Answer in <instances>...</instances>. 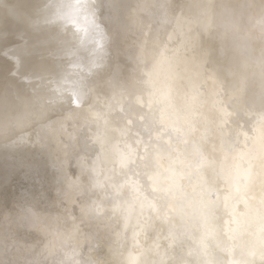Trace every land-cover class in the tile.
Masks as SVG:
<instances>
[{
    "label": "bare ground",
    "instance_id": "6f19581e",
    "mask_svg": "<svg viewBox=\"0 0 264 264\" xmlns=\"http://www.w3.org/2000/svg\"><path fill=\"white\" fill-rule=\"evenodd\" d=\"M74 1L54 0L53 18L59 20ZM194 1L183 0L191 14L201 12L193 5ZM23 3L31 4L39 13V26L49 30L47 3L40 0ZM184 22L170 24L176 28ZM22 31L23 25L17 33ZM208 34L206 30L202 32L204 36ZM165 39L164 46L156 45L152 54H148V62L159 60L152 68L151 81L132 84L138 91L139 106L132 105L135 109L129 115L131 119L119 123L108 145L115 159L111 177L114 184L117 179L113 190L119 200L115 199L116 204L109 208L103 206L104 214L99 220L74 224L27 205L3 207L0 262L262 264L264 64L256 60L242 65L231 62L212 43L187 44L177 35ZM18 41L22 42L19 35ZM79 99L80 96H75L77 110ZM45 120L56 126L52 117ZM53 133L50 130L49 138H44L47 148L55 140Z\"/></svg>",
    "mask_w": 264,
    "mask_h": 264
},
{
    "label": "rangeland",
    "instance_id": "374dc122",
    "mask_svg": "<svg viewBox=\"0 0 264 264\" xmlns=\"http://www.w3.org/2000/svg\"><path fill=\"white\" fill-rule=\"evenodd\" d=\"M23 1L0 0V97L9 100L7 106H0V202L4 203L0 204V211L27 205L74 224L97 221L104 214V207L116 204L115 199H119L113 185L117 179L114 184L111 177L115 159L108 145L119 123L131 119L130 113L139 106L135 86L151 79L152 68L159 60L150 63L147 57L156 45L164 46L168 35L180 36L187 44L212 43L231 62L240 65L253 60L264 64V0H195L193 5L201 12L192 14L183 0H117L122 7V19L130 26L126 31L118 29L110 19L113 13L99 0H75L59 20L51 12L54 0H40L47 3L48 24H53L44 30V35L57 53L55 71L13 81L9 78L15 61L12 53L22 44L38 43L41 35L33 33L21 38V43L18 41L17 29L21 24L9 10L25 14L34 10L31 4L24 6ZM180 20L185 22L179 27L170 24ZM204 30L209 32L207 36L202 35ZM26 32L23 26L21 34ZM109 63L111 67L115 64L113 68ZM75 96L81 97L79 110ZM48 117L56 126L45 120ZM50 130L55 140L47 148Z\"/></svg>",
    "mask_w": 264,
    "mask_h": 264
},
{
    "label": "snow or ice",
    "instance_id": "6c2138e0",
    "mask_svg": "<svg viewBox=\"0 0 264 264\" xmlns=\"http://www.w3.org/2000/svg\"><path fill=\"white\" fill-rule=\"evenodd\" d=\"M99 3L100 5L107 7L113 13L110 19H112L113 23L117 25L118 29L126 31L128 25L122 19L121 5L117 0H99ZM9 13L16 18L19 24L25 26L27 29L26 33L18 34L22 39L33 33L41 34L40 37H38V43L33 44L28 42L22 44L12 53L15 57V61L12 62L13 68L9 72V78L15 81L20 77L40 75L45 72H54V58L57 53L51 41L44 35L43 28L38 24L37 17L39 16V13L34 10L25 14L22 11L14 9H10ZM6 102V97H0V103L6 104ZM0 129H2V126H0ZM25 211H27V209H25ZM254 254V252L250 253V255ZM261 257L262 264H264V249L261 250ZM0 264H3V262H0ZM9 264H11V262H9ZM240 264H252V261H242Z\"/></svg>",
    "mask_w": 264,
    "mask_h": 264
}]
</instances>
